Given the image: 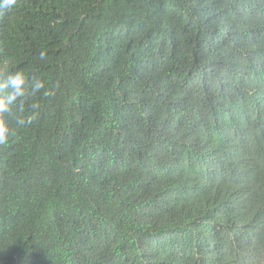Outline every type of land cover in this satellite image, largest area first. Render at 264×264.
Here are the masks:
<instances>
[{
    "label": "trees",
    "instance_id": "obj_1",
    "mask_svg": "<svg viewBox=\"0 0 264 264\" xmlns=\"http://www.w3.org/2000/svg\"><path fill=\"white\" fill-rule=\"evenodd\" d=\"M19 69L0 264H264V0H18Z\"/></svg>",
    "mask_w": 264,
    "mask_h": 264
},
{
    "label": "clouds",
    "instance_id": "obj_2",
    "mask_svg": "<svg viewBox=\"0 0 264 264\" xmlns=\"http://www.w3.org/2000/svg\"><path fill=\"white\" fill-rule=\"evenodd\" d=\"M18 6V0H0V15L11 13ZM46 57L40 53V60ZM44 79L19 69L0 83V146L10 143L17 133L33 125L39 118L41 104L33 102L38 94L43 97L54 95Z\"/></svg>",
    "mask_w": 264,
    "mask_h": 264
}]
</instances>
